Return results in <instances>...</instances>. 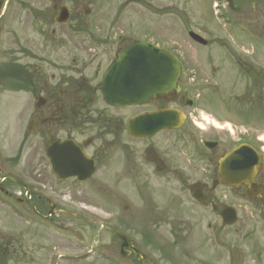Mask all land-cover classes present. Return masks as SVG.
I'll list each match as a JSON object with an SVG mask.
<instances>
[{
  "label": "rangeland",
  "instance_id": "rangeland-1",
  "mask_svg": "<svg viewBox=\"0 0 264 264\" xmlns=\"http://www.w3.org/2000/svg\"><path fill=\"white\" fill-rule=\"evenodd\" d=\"M77 1L64 0V3L69 7H80L76 16L83 28L93 29L95 24L99 26L95 30L101 33L100 29L111 14L120 12L123 19L126 16L128 28L153 31L155 36H150L151 40L172 49L182 61L184 74L189 78L186 85L183 84L188 89L187 97L197 100L189 112L196 117L194 121L199 127L189 125L187 133H181L180 138L187 137L188 133L198 140L219 138L221 151L233 145L239 132H255L264 139V82L261 80L264 76V0H231L234 11L229 9L227 0H141V4L132 3L126 8L122 5L125 0ZM214 2L218 4L217 9L212 7ZM48 7V0H10L0 20V64L9 61L37 63L49 55V44L45 43L41 33L50 28L45 29L42 21ZM85 10L90 13L84 15ZM235 22L240 25L236 29L232 24ZM189 30L204 38L207 46L194 44L187 36ZM84 33L79 32L77 38L73 37L77 51L74 55H93L84 42L88 38ZM145 36L146 33L144 39ZM63 39L68 40V37ZM67 48L73 49L72 45L66 44L62 50L54 49V54L66 55ZM26 56L31 59H25ZM252 74L256 77L254 84L250 80ZM217 87H220L219 92L215 90ZM258 102L261 107L257 106ZM31 104L27 95L9 90L0 83V142L4 135L3 142H9L7 148L10 143L17 146ZM221 128L223 130H219ZM167 141L168 138L161 135L150 144H155V151L166 152L164 143L166 145ZM138 146L141 144L129 147L135 153ZM181 146L187 150L185 144ZM0 149L3 160L8 155L7 149H3L1 143ZM37 164L34 160L27 168L28 174ZM23 166L24 161H21L15 168L22 171ZM99 179L100 176H95L92 183H98ZM122 184H116V190L110 191L96 189L95 185L94 188L81 187L78 192H70L66 187L62 189L60 194L64 203L76 200L79 213L86 220L64 219L62 225L66 234L57 237L31 231L0 206V264H54L53 251H60L66 257L56 264H132L118 257L116 240L106 229L89 222L90 219L129 235L135 243L139 242L140 231L154 237L161 254L149 246L141 249L154 261L157 259L158 264H264V210L247 201L241 193L238 198L227 190L222 193L227 196L225 202L237 210L238 221L234 227L199 223L192 224L189 233L175 235L172 231L176 229L175 225H157L145 219L148 213L136 210L145 206V200L137 192L139 188L132 185L124 188ZM8 189L13 196L20 194L23 197V189ZM162 203L157 212L167 216ZM124 206H127L126 211ZM131 214H137V219L131 220ZM185 214L211 215L209 208L192 209ZM164 253L170 254L172 260H167ZM107 255L114 257L115 262L105 260ZM74 258L78 261H71Z\"/></svg>",
  "mask_w": 264,
  "mask_h": 264
},
{
  "label": "flooded vegetation",
  "instance_id": "flooded-vegetation-1",
  "mask_svg": "<svg viewBox=\"0 0 264 264\" xmlns=\"http://www.w3.org/2000/svg\"><path fill=\"white\" fill-rule=\"evenodd\" d=\"M48 1L50 7L46 8L42 21L45 22V29L50 28L41 33L45 43L49 44V55L37 63L12 62L27 82L25 89L14 92L23 93L32 101L28 120L19 135L16 147L10 143L11 146L7 148L9 142H3L4 135L1 136L0 142L8 153L1 160L3 155L0 151V193L8 199L11 198L9 202L18 205L28 218L33 220L25 223L27 228L42 233L39 226L42 222L51 229L61 230L64 219L74 222L86 220L79 214V204L76 200L64 203L60 191L65 187L70 192H78L81 187L87 186H97L96 189L110 191L116 190L114 186L118 183H123L124 188L130 185L139 188L137 192L145 200V206L136 210L148 213V217L144 216L145 219H150L154 224H176V229L172 230L175 235L189 233L192 224L220 223L219 212L223 207L230 206L225 202L227 196L222 195L224 190L236 194L238 198L245 189L244 186L229 188L218 182V160L231 147L221 151V140L217 138L216 146L207 151L205 141L198 140L194 135L190 136L191 133H188L186 138H180L179 132L175 131L166 136L168 141L166 145L164 143V149L168 151L157 152L155 144L151 145L150 142L159 136L148 140H134L126 131L127 123L133 117L145 112L155 113V109L164 106L166 101L177 99L178 87L174 94L159 98L157 107L154 98L145 106L151 108L145 110L143 107L115 108L106 104L101 97L102 79L106 71L123 49L136 41L142 42L143 31L134 26H131L134 29L128 28L126 16L123 19L122 14L119 18L111 14V18L100 29L101 33L95 30L99 28L95 24V28L86 30L88 38L84 42L93 55H74L77 51L74 49L76 39L73 37L77 38L79 32L85 31L80 28L82 26L76 16L80 7L73 5V14L69 17L73 23L64 30L66 26L55 24L58 8L63 0ZM30 14L32 15V12ZM151 32L154 37L155 33ZM65 37H68V40H64ZM66 44L72 45L73 49L67 48L66 55L54 54V49L62 50ZM25 59L31 58L26 56ZM180 99L182 100V97ZM184 139L188 140L187 150L181 146L185 144L182 141ZM257 139L258 137H254L251 140L250 137L249 142L260 151L261 146L255 141ZM55 144H59V155L69 156V151L83 154L87 164L94 168L87 181L81 183L77 178L59 179L51 166V159L58 163V157H49L54 154L53 149L48 152ZM134 144H141L135 153L132 152L133 148L129 147ZM181 148L184 151H181ZM34 160L38 161L39 168L30 170L31 174H28L27 168ZM21 161H24L23 172L15 168ZM95 176H100L101 179L93 184L92 179ZM38 177L42 179L37 180ZM214 182L216 186L213 188ZM255 182L263 187V192L260 198L251 201L264 210V155H261V165ZM8 187L23 189L24 196L14 197ZM161 201L162 207L168 212L167 216L157 212ZM207 208L211 213L209 217L185 214L192 209ZM131 215V220L137 219V214ZM138 241H131V246L147 255L141 248L150 247L151 243L144 240L143 236H140ZM116 243L120 245L121 241ZM151 249L160 251L156 242L155 249ZM127 259L137 264L132 251H128ZM152 264H158V260L152 259Z\"/></svg>",
  "mask_w": 264,
  "mask_h": 264
},
{
  "label": "water",
  "instance_id": "water-1",
  "mask_svg": "<svg viewBox=\"0 0 264 264\" xmlns=\"http://www.w3.org/2000/svg\"><path fill=\"white\" fill-rule=\"evenodd\" d=\"M67 18V9L61 7L57 23H65ZM189 36L201 45L206 44L205 41L192 33ZM178 75L179 66L169 53L148 45H134L120 55V60L108 72L107 80H109L110 86H104L103 95L105 100L114 106L140 105L154 95H164L171 91ZM153 120L152 114H145L131 123L128 131L134 136H150L152 132L159 131L163 127L173 128L178 126L179 121L181 122L177 114L171 111L157 112L155 113V122ZM250 151L246 146L232 150L220 160L219 168L224 183L229 185L244 183L248 186L245 195L254 196V192H258L252 182L257 163ZM62 160L65 161V164H59V167L64 169L74 167L75 173H73L79 178L84 179L91 174L89 168L84 165L81 154H75L72 157V162L67 163L65 155ZM221 216L225 224L235 221V216L230 209L224 210ZM114 234L123 239L124 243L121 245V249H123L127 240L116 232ZM135 253L139 262L145 264L147 259L139 253Z\"/></svg>",
  "mask_w": 264,
  "mask_h": 264
},
{
  "label": "trees",
  "instance_id": "trees-1",
  "mask_svg": "<svg viewBox=\"0 0 264 264\" xmlns=\"http://www.w3.org/2000/svg\"><path fill=\"white\" fill-rule=\"evenodd\" d=\"M12 80H14V79H12ZM15 82H16V83H22L21 81H19V80H17V79H15Z\"/></svg>",
  "mask_w": 264,
  "mask_h": 264
}]
</instances>
